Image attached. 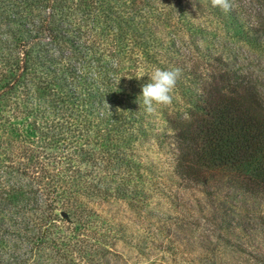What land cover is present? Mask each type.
Masks as SVG:
<instances>
[{
    "label": "trees",
    "instance_id": "1",
    "mask_svg": "<svg viewBox=\"0 0 264 264\" xmlns=\"http://www.w3.org/2000/svg\"><path fill=\"white\" fill-rule=\"evenodd\" d=\"M235 1L225 13L211 0H0V178L14 173L21 241L67 245L61 222L85 232L98 223L83 198L138 196L133 183L149 173L138 151L160 107L146 113L139 98L156 67L181 73L168 109H182L166 115L177 176L219 173L264 194V87L250 56L216 53L222 35L195 21L208 10L223 39L264 55V14Z\"/></svg>",
    "mask_w": 264,
    "mask_h": 264
},
{
    "label": "rangeland",
    "instance_id": "2",
    "mask_svg": "<svg viewBox=\"0 0 264 264\" xmlns=\"http://www.w3.org/2000/svg\"><path fill=\"white\" fill-rule=\"evenodd\" d=\"M238 1L247 16L264 14V0ZM195 17L210 35H222L216 53L227 57L231 49L240 48V56H250L248 72L264 87V55L243 42L223 39L227 30L208 10L200 8ZM182 36L190 39L188 34ZM201 44L209 45L205 41ZM169 107L160 106L149 118L151 145L138 151L143 167L140 172L147 169L149 173L133 183L132 190L138 196L83 198L81 209L90 207L89 221L98 223L85 232L61 222L60 234L65 232L71 239L67 245L40 244L41 250L36 251L32 246L39 244L40 238L20 240L17 233L23 201L15 196L14 173L4 174L0 178V264H264V194L241 188L219 173L200 183L177 176L178 141L166 115L181 109ZM6 163L11 165L12 161ZM28 172L31 175L32 169ZM28 191L29 187L23 189L26 199ZM25 213L24 217L31 216Z\"/></svg>",
    "mask_w": 264,
    "mask_h": 264
},
{
    "label": "clouds",
    "instance_id": "3",
    "mask_svg": "<svg viewBox=\"0 0 264 264\" xmlns=\"http://www.w3.org/2000/svg\"><path fill=\"white\" fill-rule=\"evenodd\" d=\"M213 7L219 8L222 12H229L233 5L231 0H211ZM180 70L176 68L161 69L156 67L147 75L149 82L141 85L142 95L139 98L141 108L146 113H153L156 106H168L173 101V90L180 77Z\"/></svg>",
    "mask_w": 264,
    "mask_h": 264
}]
</instances>
